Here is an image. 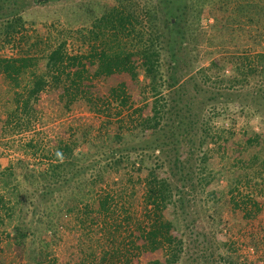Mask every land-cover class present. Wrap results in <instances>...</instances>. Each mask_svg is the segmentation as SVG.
I'll list each match as a JSON object with an SVG mask.
<instances>
[{"label":"rangeland","instance_id":"1","mask_svg":"<svg viewBox=\"0 0 264 264\" xmlns=\"http://www.w3.org/2000/svg\"><path fill=\"white\" fill-rule=\"evenodd\" d=\"M46 1L0 0V31L16 14L21 15L24 22L23 38L14 36L11 43H5L0 38V60L19 57H33L35 60L25 74L19 76V88H15L14 82L6 79L0 71V197L8 206L16 203L14 193L4 188V182L7 183L9 179L14 181L11 175H16L15 183L27 188L28 195H31L20 207L26 213L22 219L31 231L24 241V249L19 250L14 244L12 227L16 217H8L9 212H5L0 204V264H80L84 260L87 264L94 259L89 254L93 253L94 257V232L100 222L91 206L94 201L91 176L94 175V156L100 154H94L95 149L96 152L100 151V148H94V139L99 137L98 133H105V127H102L104 119L94 114L83 101L72 104L57 102V93L62 89L60 84L56 85V89L48 85L39 94L37 100L31 103V117L27 120L24 114L20 115L19 126L12 122L11 116L16 113V94L22 93L30 84L32 73L41 75L45 71V57L52 49L64 43L68 54L84 52L78 32L89 29L92 13H99L106 4L110 5L111 0ZM235 1L238 0H221L222 5L211 4L213 8L204 6L200 15L189 14L187 22L183 24L193 29L191 32L196 36L194 39L198 43L199 54L196 50L191 54L193 64L185 67L187 76L181 82L193 78V84L204 85L201 91L205 93L194 98L193 107H202L203 117L196 123V130L190 136L192 142L184 140L178 146L180 163L174 165L176 155L170 152L168 146H162V150L137 148L129 151L128 156L131 159L143 156V164L139 163L136 168L123 166L117 173L112 171L109 177L110 191L116 197L114 202L119 205L121 213L118 216L122 221L125 216L134 217L142 213L145 179L150 175V170L171 187L176 202L164 216L179 231L183 240V252L178 264H264V187L261 185L260 191L252 190L253 194L258 193L255 198L261 206L260 212L252 219L245 218L240 210L234 208L226 190L232 175L229 160L241 157V161H244L253 152L238 156L237 148L240 145L235 146V143L242 142L244 132L251 135L262 130L264 120L248 113L244 105L252 106V101L244 98L245 90L237 86L233 90H225V85L206 84L204 78L193 69L195 61V67H207L211 59L221 58L227 53L264 49V33L261 32V38L258 37L256 25L236 24V13L233 12ZM41 2L44 4L41 5ZM213 13H217V16L221 14L226 19L221 31L213 27ZM256 13L257 10L248 16L256 18ZM126 71L123 69L121 74L113 75L106 81L95 79L89 83V80H80L71 85L77 89L89 88L93 95L95 92L104 97L110 87L124 82L127 90L130 86L128 94L131 104L141 105L139 91L144 90L147 81L139 75L137 84L133 85L125 76ZM193 84L185 92L188 98H192L196 91ZM254 88L251 81L249 92ZM226 92L233 93L230 99L221 97ZM241 106L245 107L244 110H241ZM259 107L264 111V104ZM131 111L129 109L125 113ZM202 125H207L205 127L211 129V135L221 143L217 151L214 150L217 144L213 142L209 143V153L200 146ZM108 127L109 131L114 132L115 126ZM230 133L233 134L230 136ZM72 141L76 143L74 154L83 153L87 159L81 167L76 165L74 169H63L65 178L60 184L61 192L53 191L52 195H47L42 178H30L32 182L28 184V180L21 176L26 173L21 168L22 161L35 173H43L53 159L55 149L60 145L64 150L66 143L71 147ZM141 141L127 136L119 147L132 149L143 144ZM122 153H126V150ZM202 155H205V160ZM80 163L81 160L77 162ZM254 184L255 180L251 182L252 188H255ZM240 191L244 196L246 186H240ZM119 196L121 199H118ZM235 196L238 197L236 200L240 199L238 193ZM80 200L79 211L60 212L55 209L56 203L70 207ZM48 216L55 223V234L43 231ZM126 235L125 242L132 250L140 247L138 256L133 258L131 264L160 259L159 251L144 246L134 234L133 237Z\"/></svg>","mask_w":264,"mask_h":264},{"label":"trees","instance_id":"2","mask_svg":"<svg viewBox=\"0 0 264 264\" xmlns=\"http://www.w3.org/2000/svg\"><path fill=\"white\" fill-rule=\"evenodd\" d=\"M110 2V5L106 4L99 13H92L89 29L78 32L84 52L68 54L65 44L59 43L46 55L45 71L41 75L32 73L30 84L22 93L16 94L17 108L16 113L11 116L12 122L15 121L19 126L20 115L24 114L27 120L31 117L33 111L31 103L37 100L39 94L48 85L56 89V85L60 84L62 89L57 93V102L65 101L68 104L74 101L85 102L94 114L104 119L102 127H105V133L101 135V132L98 133L99 137L94 139V148H100V151L97 149L98 152L95 149L94 154H100L94 156V175L91 176L94 201L91 206L100 223L94 232V257L93 253L89 254L94 261L91 260L87 264H131L133 258L138 256L140 247L132 250L125 242L126 234H131L132 237L134 234L144 246L160 252V259L149 260L144 264H178L183 252V240L179 231L164 216L176 202L173 200L171 187L159 180L158 175L150 170V175L145 179L142 213L134 217L125 216L122 221L118 216L121 213L118 210L119 205L114 202L116 197L110 191L109 177L112 171L117 173L123 166L136 168L139 163L143 164V156L140 155L136 159L128 156L129 151L137 148L162 150V146H168L170 152L176 155L174 165L180 163L178 146L184 140L192 142L190 136L196 130V123L203 117L204 109L193 107L194 98L205 93L204 90L201 91L204 85L193 84L191 82L193 78L181 82L187 76L185 67L191 66V54L195 50L199 54L198 43L194 39L196 36L191 32L193 29H188L183 24L187 22L189 14L200 15L202 7H210L211 4L222 5V3L221 0H111ZM234 4L236 24L256 25L258 37L261 38V32L264 33V0H238ZM255 10H257L256 18L249 17L248 14ZM13 18L0 31V38L5 43H11L14 36L19 35L23 38L24 35L23 17L16 14ZM213 19V27L216 31H221V26L226 25V19L221 14L217 16V13H213ZM263 51L264 49L258 52L227 53L221 58L211 59L207 67H195L197 62L195 61L193 69L204 78L206 84L225 85L223 86L225 90H233L236 86L245 90L244 98H250L252 101V106L244 105L247 106L248 113L251 112L250 116L264 120V111L259 107L264 104ZM33 61H35L33 57L0 60V71L6 79L14 82L15 88H19V76L25 74ZM123 69H127L125 76H128L133 85L137 84L139 75L147 81L144 90L139 91L142 96L141 105L131 104L128 94L130 86L127 90L124 82L110 87L104 97L96 95L95 92L93 95L89 88L77 89L72 86L80 80H89V83L95 79L106 81L113 75L121 74ZM251 81L254 82L255 88L250 93L248 88L251 86ZM192 84L196 91L192 98H188L185 92ZM232 95L233 93L226 92L222 93L221 97L226 96L230 99ZM244 106H241V110H244ZM129 109L132 110L131 113H125ZM107 126H115L114 132L109 131ZM205 126L207 125H202L203 136L199 144L209 153L211 150L208 149L209 143L213 142L212 144H217L214 149L217 151L221 148V143L211 135V129ZM232 134L230 133V136ZM127 136H133V140H142L143 144H139L138 147L133 146L132 149H120L119 146L124 144ZM241 141L235 143V146L240 145L237 148L238 156L248 151L253 152L244 161H241V157L234 158L232 160L234 162L228 159L232 175L226 190L231 196L234 208L240 210L245 218L252 219L261 210L255 198L258 193L253 194L252 190H258L261 185L264 187V121L262 130L251 135L244 132ZM75 144L73 142L71 147L68 143L64 144V150L59 145L52 153L53 159L49 161L47 170L43 173H35L22 161L21 168L26 173L21 176L28 180V184L32 182L30 178H42L47 195H52L53 191L61 192L60 184L65 178L63 169L65 167L74 169L76 165L81 167L87 159L83 153L74 154ZM124 150L126 153H122ZM204 156L202 155V158ZM79 160L81 163L77 164ZM11 177L14 181L9 179L7 183L4 182V188L14 193L16 203L8 206L0 197V204L5 212H9L8 217H16L12 233L14 244L20 250L24 249V241L31 232L22 219L26 213L20 207L31 195H28L27 188H21L20 183H15L16 175ZM253 180H255V188L251 186ZM243 185L246 186L247 191L241 196L240 186ZM237 193L240 195L238 200L235 196ZM118 199H121V196ZM81 202L82 200L70 207L61 202L56 203L55 209L60 212L79 211L78 205ZM85 207L88 209L87 205ZM44 224L46 228L43 231L55 234L52 217L48 216V222L45 221ZM1 253L2 249L0 255ZM100 255L101 258L96 259ZM85 262L86 260L79 263L85 264Z\"/></svg>","mask_w":264,"mask_h":264}]
</instances>
